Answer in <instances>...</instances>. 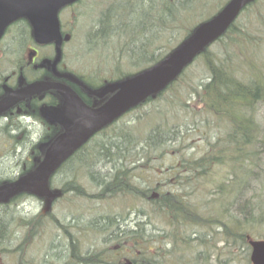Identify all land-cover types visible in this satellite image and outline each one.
I'll return each mask as SVG.
<instances>
[{"label":"rangeland","instance_id":"1","mask_svg":"<svg viewBox=\"0 0 264 264\" xmlns=\"http://www.w3.org/2000/svg\"><path fill=\"white\" fill-rule=\"evenodd\" d=\"M227 1L81 0L74 7L62 10L59 15L61 21L67 23L68 20L69 25L75 26L71 42L65 48V65L85 77H90L96 71L101 78L112 80L136 72L140 70L135 67L136 64L142 63L143 68L162 57L186 37L196 24L216 13ZM251 14L260 17L259 20L251 22ZM238 20L237 24L244 33L250 28L256 31L262 29L264 0H258L253 7L241 13ZM217 43L210 47L211 53L218 52ZM254 50L258 51L254 55L256 73L260 71V76L264 79V43H260ZM206 71L204 60L199 57L184 71L177 83L116 126V139L122 129H126L130 142L117 139V142L124 144L121 156L111 155V160L115 161V157L117 158L114 164H107L101 157L103 150L99 152L96 148L95 163L99 162V174L93 173L91 169H82L74 173L72 170L67 176L64 169L53 177V187L59 188L62 185L65 188L66 181L71 180L84 193V197H81L73 191L69 192L68 198H72L71 200L64 198L53 204L52 213L62 228L58 229L53 223L46 225L44 219H39L41 204L37 198L29 197L27 202L22 203L18 209L21 218L26 219L22 220L23 224L30 225L29 221H35V225L31 246L24 242L25 239L21 240V258L24 256L32 259L35 264H73L67 262L70 248L64 246L60 249V245L56 243L67 240L65 235L78 241L76 249L81 255H99L98 251L109 248L105 242L115 241L109 236L110 216L119 215L123 210L124 219L132 220L129 227L135 226L137 219L134 215H138L147 224L144 225V234L153 235L147 247L142 246V249H134L133 253L128 252V259L136 263L144 261L146 257L156 262L154 256L160 254V264H250V252L246 245H241L242 240L236 234L224 232L218 222H225L230 226L238 222L247 228L246 231H250L251 238H264V99L249 109L248 115L256 130L252 132L253 135L244 136V139L242 130L231 126L225 118L214 115L204 105L199 94L200 86L197 85L207 77ZM242 73L244 76H240L241 78L252 80L254 77L247 76L250 75L248 72ZM145 129L147 131L144 133ZM139 133L141 138H137ZM1 136L0 134V143L4 140ZM229 147L237 148L238 151L245 148L244 161L234 167H230L229 163L224 166L218 164L213 171L215 179L207 181V185L192 181L190 185H179V181H167L174 177L170 166L188 169L194 162L208 160L210 157L213 159ZM23 152L0 153V180L17 175L20 166L18 162L25 154ZM88 154L84 152L76 156L71 166L91 162L93 157ZM142 161L145 166H142ZM113 166L115 168L107 173V168ZM204 169L199 167L196 172L205 173ZM102 171L107 175L112 172L117 174L118 171L127 172L131 176L129 185L137 186L139 191L146 182L153 188L148 177L150 181L160 182L162 193L175 191L180 203L195 212L192 217L194 220H191V224H181L180 221L173 227L165 226L168 218L164 212L157 210L155 215L158 219L151 217L148 221L146 217H141L138 210L144 207L149 214L152 213L154 208L150 203V196L149 202L142 201L137 197V192L127 193L124 187L114 195L109 193L105 197H97L98 191L109 181L107 177L103 178L105 172ZM71 176L78 178H70ZM212 177L206 180L213 179ZM165 203L173 205V201L168 198ZM127 211L137 214L130 217ZM76 222L83 223L79 226L81 232H77L75 226H72L69 234L70 223ZM45 228L52 233L48 242L56 248L49 255L43 245L47 240ZM160 228L165 232L166 228L170 232L164 241L160 238ZM107 236L109 238H105ZM25 237L29 238L28 235ZM156 238H160V246L152 244ZM189 239H192V243ZM111 245L112 248L120 246L117 243ZM4 246L9 249L13 247L9 244ZM149 247L158 248L152 253L146 251ZM60 250L64 253L60 257L63 259L61 262L56 261L58 258L50 257L54 253L59 256ZM137 251L145 255L140 252L134 255Z\"/></svg>","mask_w":264,"mask_h":264},{"label":"flooded vegetation","instance_id":"2","mask_svg":"<svg viewBox=\"0 0 264 264\" xmlns=\"http://www.w3.org/2000/svg\"><path fill=\"white\" fill-rule=\"evenodd\" d=\"M81 0L78 1V3ZM77 3V4H78ZM75 5V4H74ZM70 21L67 20V23L62 22L61 30L63 36V44H62V54L60 58L56 59L55 47L54 43L50 44H38L33 36L32 26L30 22L24 18L19 17L12 23H10L3 31V34L0 36V102L6 99L9 95L14 94L17 90L25 88L27 86H31L34 83L47 81V82H55L60 85H64L69 87L74 93H76L82 101L88 105L89 107L95 108L102 105L104 102L110 98L112 93H106L102 97L97 96L94 92L100 91L107 82L112 79L101 78L97 75V72H93L90 77H85L78 73L75 69H69L65 65V48L67 44L71 42V38L73 37V26L69 25ZM66 38H68L66 40ZM143 66L142 63L136 64L135 67L141 69ZM133 73L125 74L120 76L117 79H123L127 76H130ZM71 76V78H70ZM111 78V77H110ZM113 80V81H114ZM154 98H148L143 103L135 106L129 112L124 114L122 117L118 118L114 122H112L109 126L102 129L100 132L95 133L91 136L84 145H82L67 161H65L57 170L52 174L50 178V187L52 189H60L62 194L59 196L60 199L68 198V193L73 190L68 188H59L53 187L52 179L56 175H58L61 171L65 170V175H70V170H73V173L77 170L91 169L94 171L93 173L99 174V162L97 163H84L82 166H71L72 160L75 156H79V154L87 152L88 156L95 157V149L98 148L99 152L101 149H104V146L109 143H117L116 139V126L119 125L120 122L127 116L135 114L139 109L148 105L149 102L153 101ZM65 100L63 94L57 88H51L39 93L32 94L25 98H21L17 100L14 104L6 108L0 113V121L6 119V123L0 126V134L4 139L3 142L0 143V153H14L17 154L19 150H21L27 141V133L26 131H18L20 125L17 123V118L20 114L26 113L28 115H32L39 119L41 123L44 124L46 129V133L42 141L31 148L30 151H27L18 162L19 170L17 175L13 176L11 179L7 180H15L22 174L29 172L36 168L41 160L44 157V153L46 152L48 146L63 131V127L56 121V117L65 108ZM13 130H17L18 134H14ZM147 130H144V133ZM159 133V132H158ZM157 134V130L155 135ZM141 133L138 134L137 138H141ZM106 143V144H103ZM22 154V153H21ZM113 156V155H112ZM121 156V154L119 155ZM174 156V155H173ZM112 160L111 164L116 162ZM92 165H96V167H92ZM145 166V163H144ZM92 167V168H91ZM98 168V169H97ZM115 166L107 168V173H109ZM172 169L175 170L174 165L171 166ZM109 170V172H108ZM117 170V168H116ZM105 172V171H102ZM103 175V178L107 177L108 180H112L114 177V172L110 175L107 173ZM116 174V173H115ZM118 181L110 192H106V194L118 193V191L122 190L124 187V191L134 192V190L129 185L128 181L131 176L127 172H117ZM144 175V174H143ZM157 176L159 174L156 173ZM174 175H176V171H174ZM74 176H71L73 178ZM78 177H74L76 179ZM144 179V177L142 178ZM0 180V183L7 181ZM65 180V179H64ZM73 185V183H72ZM101 185V184H99ZM145 185V184H144ZM104 185L101 187L102 189L98 192L104 191ZM84 190V189H83ZM156 190V191H153ZM153 191V196H150V200H158L162 197V191L160 190L159 185H156L154 189L149 191L148 183L141 189V193L137 194L142 201L149 202V195ZM80 193L83 194V191L80 189ZM37 198L40 200L41 209L39 211V219H44L45 224L53 223V213L52 207L56 202H51L48 204L46 198L38 196L36 194H32L29 192H21L11 197L9 200L0 203V233H2V237L0 238V264H35L32 262V259L20 257L21 253V240L24 242H28V246H31L33 237L32 232L34 229L35 221H29L30 225L23 224L22 220L26 219L21 218L20 210L18 209L23 202H27V199ZM128 199V198H127ZM126 199V200H127ZM123 202V201H122ZM132 211H127V215L130 217L133 215ZM138 212L141 214V217H146L149 221V213L144 209H139ZM16 213V215H15ZM7 214H11L9 217ZM124 211L122 210L119 215L110 216V228H109V236L111 235V239H114V243H110V241L105 242L104 244H108L109 248H104L100 250V253H104L106 257V264L108 261H121L123 257L126 258L128 251L133 247L132 239H136L135 244H143V232H138L137 227H129L131 226L132 220L124 219ZM137 214V213H134ZM137 221L143 222V220L138 216L134 215ZM137 225L138 223L135 222ZM83 223H70L69 225V234L70 228L75 226L77 232H81L79 226ZM53 225V224H52ZM60 226V223L57 224ZM68 228V227H67ZM135 228V230H133ZM47 232V240L44 242V250L49 255L50 251L56 249L54 245L48 242L49 236L52 235L51 232ZM62 235V233H60ZM135 234V236H133ZM28 235V239L27 236ZM59 236V235H58ZM77 236V235H76ZM109 236L105 238H109ZM70 240L56 241L57 244L60 245V249L66 246V248H70V253L72 251L77 252V242L75 239L70 236ZM31 243L29 244V242ZM120 244L119 247H113L111 244ZM4 244L12 245V249L6 248ZM69 246V247H68ZM249 250V249H248ZM63 250H60V255L58 256L56 253L50 255L51 258L59 259L64 253ZM118 255V256H117ZM101 257L97 258L99 261ZM57 261V260H56ZM103 263V262H100Z\"/></svg>","mask_w":264,"mask_h":264},{"label":"water","instance_id":"3","mask_svg":"<svg viewBox=\"0 0 264 264\" xmlns=\"http://www.w3.org/2000/svg\"><path fill=\"white\" fill-rule=\"evenodd\" d=\"M75 1L77 0H0V35L10 22L24 16L30 21L37 42L55 43L58 59L62 44L58 12ZM252 1L254 0H228L215 15L198 24L164 58L132 77L110 83L101 91L94 92L100 97L110 91L114 92L113 96L99 107H89L69 87L47 81L17 90L1 101L0 113L21 98L57 88L63 94L65 108L56 117L64 132L50 143L43 160L35 169L14 181L0 184V203L21 192H30L47 197L50 204L57 196L48 186L49 178L55 170L93 133L149 96L162 91L200 52L225 33L240 11ZM250 243L253 247V264H264V241Z\"/></svg>","mask_w":264,"mask_h":264},{"label":"trees","instance_id":"4","mask_svg":"<svg viewBox=\"0 0 264 264\" xmlns=\"http://www.w3.org/2000/svg\"><path fill=\"white\" fill-rule=\"evenodd\" d=\"M254 5L252 4L249 7ZM259 18L255 14H251V22L255 23ZM238 19L226 34L216 41L219 44L218 52L211 53L210 46L199 55L204 60L207 77L202 79L197 86H200L199 94L210 112L218 117L225 118L232 126L242 129L244 132H253L254 126L253 122L249 120V109L264 99V79L263 76L261 78L260 71L258 74L256 73L257 67L254 57L258 52L254 48L260 43H264V23H262V29L256 31L250 28L244 33L237 24ZM244 71L250 74L247 75L250 78L253 75V79L241 78L240 76L243 75L242 72ZM123 144L117 142L104 146L101 157L104 158L107 164L112 163L111 155L119 156L122 153ZM220 154L206 163H203L205 161L202 160L196 161L198 165L189 168L190 174L186 176L184 182L190 185L193 172L197 167H202L203 164L207 166L208 172L196 178L195 182L199 180L196 184L202 183L204 186L207 185V181L215 179L213 171L218 164L224 166L229 163L230 167H233L241 162L240 157L234 151L229 153L226 151L225 154ZM206 177H212L213 179L206 180ZM112 181L115 184L117 183V174H114ZM67 187H70L75 194L82 195L80 188L72 185V182L67 184L65 189ZM187 212L189 214V211ZM1 237L2 233H0Z\"/></svg>","mask_w":264,"mask_h":264},{"label":"bare ground","instance_id":"5","mask_svg":"<svg viewBox=\"0 0 264 264\" xmlns=\"http://www.w3.org/2000/svg\"><path fill=\"white\" fill-rule=\"evenodd\" d=\"M130 130V129H129ZM250 132H243V137L245 136V137H247V136H249L250 134H249ZM245 137H244V139H245ZM117 139L118 140H121V141H127L128 140V142H130V138H129V132L126 130V129H122V131L120 132V134H119V136L117 137ZM97 161V157H94L93 159H92V163H94V162H96ZM143 162V161H142ZM143 164H144V162L142 163V166H143ZM93 167V166H92ZM91 167V168H92ZM204 173L203 172H201V173H197L196 171L192 174L193 176H191L192 177V181H195L196 180V178H199V177H201L202 175H203ZM118 175V174H117ZM77 177V176H76ZM71 178V177H70ZM74 178V177H73ZM3 180H7V179H3ZM5 182H9V181H4L3 183H5ZM71 182V180H68V181H66V184H65V186L67 185V184H69ZM102 182V181H101ZM102 185V184H101ZM115 186V183L112 181V180H110V181H108V182H106L105 184H104V187H103V189H104V192H110L111 190H112V188ZM61 187H62V185H61ZM11 214H7L6 216H2V217H9ZM15 215H16V213H15ZM194 219H192V221H193ZM207 222H209L210 223V221H207ZM197 223H198V221H197ZM65 235V234H64ZM70 236V235H69ZM65 237L67 238V240L69 239L68 238V236L67 235H65ZM70 240V239H69ZM160 254L159 255H156V256H154V258L157 260L156 262L155 261H150L149 260V258L148 257H146V259L144 260V261H140L139 263H133V264H160V260H158V257L160 258ZM69 260H67V262H69V263H72L73 262V264H103V263H100L99 261H96V260H93L92 258H90V257H88L87 255H81L80 253H78V252H74V251H72L70 254H69ZM63 259L62 258H59V259H57V261L59 262H61Z\"/></svg>","mask_w":264,"mask_h":264},{"label":"clouds","instance_id":"6","mask_svg":"<svg viewBox=\"0 0 264 264\" xmlns=\"http://www.w3.org/2000/svg\"><path fill=\"white\" fill-rule=\"evenodd\" d=\"M6 119L0 121V126L6 123ZM17 123L20 125L18 131H26L27 141L25 146L21 149L25 153L30 151L33 146L38 145L45 136L46 129L44 124L39 119L32 115L22 113L17 118ZM14 134H18L17 130H13Z\"/></svg>","mask_w":264,"mask_h":264}]
</instances>
